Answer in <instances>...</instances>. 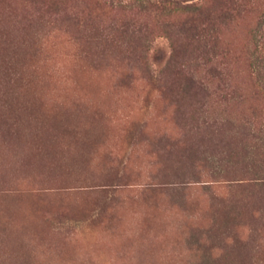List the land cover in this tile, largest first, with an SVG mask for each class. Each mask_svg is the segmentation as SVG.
Masks as SVG:
<instances>
[{"label":"rangeland","instance_id":"rangeland-1","mask_svg":"<svg viewBox=\"0 0 264 264\" xmlns=\"http://www.w3.org/2000/svg\"><path fill=\"white\" fill-rule=\"evenodd\" d=\"M0 264H264V0H0Z\"/></svg>","mask_w":264,"mask_h":264}]
</instances>
